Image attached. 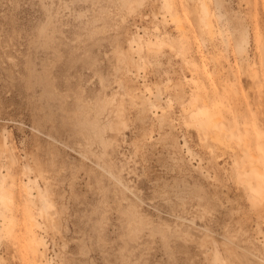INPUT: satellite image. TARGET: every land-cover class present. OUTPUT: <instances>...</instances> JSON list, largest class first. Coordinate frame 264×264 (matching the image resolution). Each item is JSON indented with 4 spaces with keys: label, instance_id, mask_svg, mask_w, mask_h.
I'll use <instances>...</instances> for the list:
<instances>
[{
    "label": "rangeland",
    "instance_id": "rangeland-1",
    "mask_svg": "<svg viewBox=\"0 0 264 264\" xmlns=\"http://www.w3.org/2000/svg\"><path fill=\"white\" fill-rule=\"evenodd\" d=\"M44 4L0 0L15 264H264V0Z\"/></svg>",
    "mask_w": 264,
    "mask_h": 264
},
{
    "label": "snow or ice",
    "instance_id": "snow-or-ice-1",
    "mask_svg": "<svg viewBox=\"0 0 264 264\" xmlns=\"http://www.w3.org/2000/svg\"><path fill=\"white\" fill-rule=\"evenodd\" d=\"M42 6H46V0H45V4ZM139 6L147 10L150 5L146 2H142ZM257 39H258L259 44L261 45V51L264 52V29H261L259 31ZM77 95H79V93H77ZM164 143H168V141H164ZM33 156L34 157L36 156L35 152L33 153ZM37 163L41 166V168H48L52 175L56 174V169L54 166V162L52 160L42 157L39 161H37ZM261 209L264 210V202L261 203ZM5 247L8 248L9 252L13 253V258L12 259H0V264H15L16 257L19 253L14 251V249H18V245L14 241H12L10 238L0 239V250H2ZM21 264H35V261L28 259V260L21 261ZM58 264H87V262L68 260V261H60L58 262ZM120 264H126V262H120ZM140 264H143V261H141Z\"/></svg>",
    "mask_w": 264,
    "mask_h": 264
},
{
    "label": "bare ground",
    "instance_id": "bare-ground-1",
    "mask_svg": "<svg viewBox=\"0 0 264 264\" xmlns=\"http://www.w3.org/2000/svg\"><path fill=\"white\" fill-rule=\"evenodd\" d=\"M201 11L202 12H204V13H207L208 12V5L205 3V1L204 2H202V4H201ZM158 50V49H157ZM146 91H147V89H145ZM202 102H204V101H202ZM217 120V119H216ZM213 121V120H212ZM215 121V120H214ZM217 133V132H216ZM218 135V134H217ZM199 136V135H198ZM217 141V140H216ZM263 142H261V143H259L260 144V146H261V144H262ZM264 144V143H263ZM262 147V149H263V147L264 146H261ZM252 157L254 156L255 157V155H251ZM260 158H261V156H260V154L258 155ZM255 158H257V157H255ZM264 158V157H263ZM13 160H14V158H12ZM254 168V167H253ZM252 168V169H253ZM259 169V168H258ZM251 170V169H250ZM258 172V171H257ZM259 173H261V172H259ZM262 174L264 175V173L262 172ZM5 176H7V177H9V179L10 180H13L14 178H15V176H13V175H11V174H9V173H6V175ZM250 183V182H249ZM248 185V184H247ZM9 189H7V188H4L3 189V193L4 194H6V193H9ZM33 223V222H32ZM34 224V223H33ZM43 244V243H42ZM35 249L37 250V246H35Z\"/></svg>",
    "mask_w": 264,
    "mask_h": 264
}]
</instances>
